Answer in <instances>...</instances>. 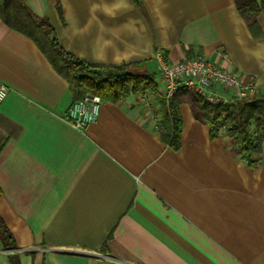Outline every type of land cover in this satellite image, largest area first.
<instances>
[{"label": "crops", "instance_id": "1", "mask_svg": "<svg viewBox=\"0 0 264 264\" xmlns=\"http://www.w3.org/2000/svg\"><path fill=\"white\" fill-rule=\"evenodd\" d=\"M260 1V0H258ZM60 47L90 66L155 74L158 93L102 99L94 123L65 119L69 85L0 17V216L15 240L0 264H264V145L249 165L186 103L171 148L155 53L204 56L264 97V37L233 0H27ZM257 24L264 36V9ZM226 99L222 86L210 88ZM90 97V96H89ZM87 97V98H89Z\"/></svg>", "mask_w": 264, "mask_h": 264}, {"label": "trees", "instance_id": "2", "mask_svg": "<svg viewBox=\"0 0 264 264\" xmlns=\"http://www.w3.org/2000/svg\"><path fill=\"white\" fill-rule=\"evenodd\" d=\"M27 0H0V17L11 29L29 37L53 69L67 81L74 100L98 95L116 101L130 93L147 91L158 93L155 74L131 71L129 65L114 68L90 66L60 47L52 26L34 15ZM137 1V0H136ZM240 16L254 38H262L257 17L264 9V0H233ZM181 103H188L195 120L208 126L211 137L224 130L233 138L234 152L249 165L252 157L264 145V97L255 94L250 99L229 105L210 104L188 88H179L167 102V116L171 123V148L178 149L182 132ZM1 148V147H0ZM2 191L0 189V198ZM0 216V241L6 249L15 248V240ZM10 264H20L16 256H9Z\"/></svg>", "mask_w": 264, "mask_h": 264}, {"label": "built area", "instance_id": "3", "mask_svg": "<svg viewBox=\"0 0 264 264\" xmlns=\"http://www.w3.org/2000/svg\"><path fill=\"white\" fill-rule=\"evenodd\" d=\"M157 71L165 84L164 96L169 100L181 87H185L201 96L210 104L229 105L236 101L250 99L256 94V85L251 78L243 79L233 69L222 68L217 62H212L204 56H198L178 62H171L157 51L155 53ZM222 86L234 95V99H226L216 94L210 88ZM9 91L8 86L0 81V103ZM139 100H145L144 92L136 94ZM101 97L92 95L88 99L73 101L67 108L65 119L79 130L94 123L100 112Z\"/></svg>", "mask_w": 264, "mask_h": 264}, {"label": "rangeland", "instance_id": "4", "mask_svg": "<svg viewBox=\"0 0 264 264\" xmlns=\"http://www.w3.org/2000/svg\"><path fill=\"white\" fill-rule=\"evenodd\" d=\"M188 106H189V104L188 103H186Z\"/></svg>", "mask_w": 264, "mask_h": 264}, {"label": "water", "instance_id": "5", "mask_svg": "<svg viewBox=\"0 0 264 264\" xmlns=\"http://www.w3.org/2000/svg\"><path fill=\"white\" fill-rule=\"evenodd\" d=\"M86 99H88V98H86Z\"/></svg>", "mask_w": 264, "mask_h": 264}]
</instances>
